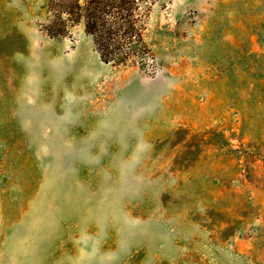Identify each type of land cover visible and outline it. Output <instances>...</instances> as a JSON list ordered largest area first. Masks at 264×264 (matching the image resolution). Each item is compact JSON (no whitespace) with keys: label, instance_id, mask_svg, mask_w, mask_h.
I'll return each mask as SVG.
<instances>
[{"label":"rangeland","instance_id":"374dc122","mask_svg":"<svg viewBox=\"0 0 264 264\" xmlns=\"http://www.w3.org/2000/svg\"><path fill=\"white\" fill-rule=\"evenodd\" d=\"M0 0V264H264V0H137L101 59Z\"/></svg>","mask_w":264,"mask_h":264},{"label":"trees","instance_id":"16d2710c","mask_svg":"<svg viewBox=\"0 0 264 264\" xmlns=\"http://www.w3.org/2000/svg\"><path fill=\"white\" fill-rule=\"evenodd\" d=\"M51 12L45 25L49 35H62L82 22L101 59H124L142 41L135 11L137 0H46Z\"/></svg>","mask_w":264,"mask_h":264}]
</instances>
